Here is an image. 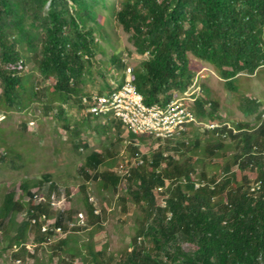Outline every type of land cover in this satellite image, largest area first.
<instances>
[{
    "label": "trees",
    "instance_id": "obj_1",
    "mask_svg": "<svg viewBox=\"0 0 264 264\" xmlns=\"http://www.w3.org/2000/svg\"><path fill=\"white\" fill-rule=\"evenodd\" d=\"M101 6L107 8L105 0H0V111L5 108L24 112L46 96L36 88L32 76L24 72L27 48L38 57L42 78L53 80L48 101L51 108L55 104L58 108L55 116L64 119L63 105L71 102L85 110L79 88L86 83L90 60L98 48L91 25L98 24ZM117 19L137 53L149 55L132 74V82L147 106H165L175 97L174 91L181 94L191 87L196 75L189 54L212 65L230 91L235 90L239 74L253 75L264 66V0H123ZM112 61L119 68L124 66L119 56L113 55ZM124 81L125 78L118 86ZM245 101L246 113L258 111L256 101ZM194 109L200 121L218 118V104L209 99L200 98ZM246 126L240 124L238 134L227 124L207 130L215 142L204 151L214 158L226 149V135L240 147L233 163L223 168L220 179H210L205 171L199 175V183L195 182L192 175L200 159L192 156L178 162L163 151L154 155L151 171L138 165L126 175L132 201L146 206L148 222L138 237L152 245L147 250L135 238L127 264H264V118L255 131ZM130 137L143 140L147 136L130 133ZM191 144L181 146L198 149L201 139ZM131 150L139 153L137 147L131 146ZM6 159L0 154V171ZM104 163L101 153L92 152L85 158L83 175L90 179L88 170L97 172ZM164 163L166 167L161 169ZM232 165H238L243 172L255 170L256 184L253 186L246 175L239 181ZM93 178L100 179L99 185L110 191H117L122 180L110 171L96 173ZM167 181H171L166 190L169 197L165 206L158 205L154 191L165 189ZM44 184L49 187V200L58 188L51 175H44L42 180H24L21 184L22 196L29 197V202L16 200L15 193L9 192L0 207L6 250L19 247L12 251L16 261H22L28 252L25 245L30 229L37 233V244H47L55 236L54 228L61 226L65 230L64 213L51 209L48 201L35 205L32 200V188H43ZM85 202L87 222L102 228V216L95 215L88 199ZM20 213L26 218L17 224ZM53 217L55 224L44 232L47 220ZM10 231L15 235L10 237ZM57 242V249L66 251L69 238ZM181 242L196 249L184 253ZM88 248L92 264H104L103 251H94L92 242Z\"/></svg>",
    "mask_w": 264,
    "mask_h": 264
},
{
    "label": "rangeland",
    "instance_id": "obj_2",
    "mask_svg": "<svg viewBox=\"0 0 264 264\" xmlns=\"http://www.w3.org/2000/svg\"><path fill=\"white\" fill-rule=\"evenodd\" d=\"M122 1L105 0L107 8L99 7L98 24L91 25L98 40V48L90 60L86 83L79 88L81 95L111 91L125 78L128 68L134 70L149 58L148 54L137 53L130 35L118 22L117 12ZM27 50L24 72L32 76L36 88L45 92L46 96L36 100L24 112L5 108L0 111V154L7 158L0 171V207L9 192L15 193L16 200L27 199L22 196L21 190L24 180L37 181L42 180L44 175H51L52 181L57 184L56 193L60 192L62 198L66 195L67 202L63 205L66 208L63 221L65 230L62 233L54 232L55 236L47 244H37L34 240L37 233L30 229L25 245L28 252L17 263L12 252L15 247L6 250V237L0 229V264H67L71 261L72 264H92L88 248L91 242L94 251H103L104 264H127L134 249L135 238H138L140 247L145 246L147 250L152 247L148 241L138 237L148 222L146 206L142 202L132 201L127 192L130 183L126 181V176L122 178L117 191H110L99 185L100 179L93 178L96 173L110 171L122 177L137 164L149 172L154 155L163 151L165 156L169 155L178 162H184L192 156L200 159L202 162L196 165L192 175L194 181L199 183V175L205 171L210 179L222 178L223 168L233 163L232 158L240 151V147L236 140L226 135L223 138L226 149L220 150V156L214 158L204 151L210 143L215 142L214 135L203 126L192 128L188 137L175 143H163L149 137L131 140L130 131L120 120L111 116L88 115L77 102L63 105L66 115L60 119L55 116L58 111L56 104L53 109L48 101L51 99L48 88L53 80L42 78L37 65L38 57ZM113 55L120 57L123 67L119 68L113 63ZM188 57L195 79H198L202 87L201 97L218 104V118L213 122L227 124L229 129L234 130V134L239 133L240 124H246L245 128L251 132L257 130L264 118V66L253 75L239 74L234 83L235 90L230 91L212 65L192 54ZM173 95L177 97L180 93L174 91ZM246 98L258 103L257 112L246 113ZM75 130L78 132L75 133ZM196 139H201V147L198 149H194V146L191 149L181 146L183 143L191 144ZM131 146L137 147L139 153L134 154ZM92 152L101 153L105 163L97 172L87 169L91 176L88 179L82 169L85 167V158ZM17 154L21 157H17ZM140 160L145 163L141 164ZM165 167L164 163L161 169ZM232 171L239 181L246 175L253 186L256 184L255 170L243 172L238 165H232ZM170 184L171 181H167L165 189L154 191L158 205L165 206L169 197L166 190ZM48 189V185L44 184L43 194H47ZM86 199L95 204L102 214V228L88 222L84 229H69L68 224L74 221L77 213H88ZM25 218L24 213L18 214L16 223L20 224ZM8 235L12 237L15 232L10 231ZM65 238H69L66 251L58 250L57 241ZM180 244L184 253L189 254L196 249L186 242Z\"/></svg>",
    "mask_w": 264,
    "mask_h": 264
},
{
    "label": "built area",
    "instance_id": "obj_3",
    "mask_svg": "<svg viewBox=\"0 0 264 264\" xmlns=\"http://www.w3.org/2000/svg\"><path fill=\"white\" fill-rule=\"evenodd\" d=\"M132 74L133 69L128 68L124 83L121 86L117 85L112 91L103 94L92 92L84 95L81 100L85 112L93 117L111 116L120 120L130 133L138 136H147L163 143H175L179 139L188 137L194 127L203 126L211 130L222 126L212 121L198 120L194 105L200 98H203L201 97L202 87L198 79L194 80L187 91L174 97L167 105L155 104L147 106L143 95L132 82ZM143 162V160H140L141 164ZM128 174H123L122 178ZM162 189L158 188L156 190ZM43 190L44 187H37L32 190L34 193L32 197L34 204L37 205L48 201L51 209L64 213L66 208L63 205L67 202L66 195L62 198L60 192L53 193L48 200L46 194H43ZM25 201L29 202L30 198L27 197ZM98 213L99 211L97 210L96 214ZM75 219L76 222L70 223L71 228L86 225V217L83 213H79ZM47 222L48 225L46 224L43 227L44 232L49 229L50 224H55L56 218L48 219ZM53 230L55 233L63 232L61 226ZM14 247L15 251L19 250V247ZM20 262V260H17V263Z\"/></svg>",
    "mask_w": 264,
    "mask_h": 264
},
{
    "label": "clouds",
    "instance_id": "obj_4",
    "mask_svg": "<svg viewBox=\"0 0 264 264\" xmlns=\"http://www.w3.org/2000/svg\"><path fill=\"white\" fill-rule=\"evenodd\" d=\"M90 202V201H89ZM90 204H92L93 205V207H94V213H95V215H100V216H102V214L99 212L98 214H96V211L98 210V208H97V206L95 205V204H93V203H91L90 202ZM99 211V210H98ZM65 213V212H64ZM79 213H81V212H79ZM79 213H77L75 216H74V221L72 220L71 222H76V217L78 216V214ZM85 217H86V225L85 226H75V227H73V228H71L70 227V223L71 222H69V224H68V226H69V229H72V230H75V229H84V228H86L87 226H88V213H85ZM63 228V227H62Z\"/></svg>",
    "mask_w": 264,
    "mask_h": 264
}]
</instances>
